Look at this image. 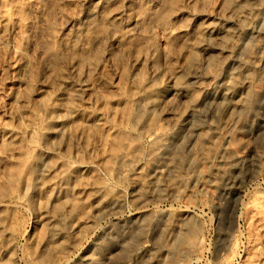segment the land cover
Wrapping results in <instances>:
<instances>
[{
  "label": "rangeland",
  "instance_id": "1",
  "mask_svg": "<svg viewBox=\"0 0 264 264\" xmlns=\"http://www.w3.org/2000/svg\"><path fill=\"white\" fill-rule=\"evenodd\" d=\"M239 4L0 0V264H264V3L233 52L252 57L247 107L198 117L196 146L169 136L154 154L169 125L131 95L187 76L203 26ZM219 56L207 71L223 79L237 63ZM120 149L134 153L126 166Z\"/></svg>",
  "mask_w": 264,
  "mask_h": 264
},
{
  "label": "bare ground",
  "instance_id": "2",
  "mask_svg": "<svg viewBox=\"0 0 264 264\" xmlns=\"http://www.w3.org/2000/svg\"><path fill=\"white\" fill-rule=\"evenodd\" d=\"M240 2L239 5L236 6L235 9H232V12L230 15L223 17L224 19L221 22H209L206 25L203 26V32L209 33L211 36L208 40V42H204L201 45V58L199 62H196L197 64L194 66L193 69L188 73L187 76L184 78L180 77L178 73H171L168 74L166 85L161 87H146V85L142 86L141 90L134 91L133 95L134 97L139 99L138 102V113L143 114V112L150 111V113H153L156 115V118L164 119L166 123L169 125V128H161L159 131L157 129L153 132L154 138H156V145L153 148L154 154H160L161 152H164V148L166 146L165 139L170 136L172 137H178L182 138L181 145H195L196 140L199 137L198 133L199 127L201 131V125L199 124L197 118L203 114L208 116V112L216 111V109H222L225 111L226 109L233 107H239L244 106L245 102H247V99L249 96L247 95L249 92L244 91V84L248 81V76L242 77L241 74L246 69L248 65L253 62L252 57L250 60L245 61H238L233 57V52L237 48V46L245 41L246 39L251 38V33H253L254 29V22L257 21L258 11L261 10L263 3H260L258 0H238ZM149 3V2H148ZM150 5V4H149ZM127 6H129L127 4ZM182 6V5H181ZM150 8V7H149ZM230 9V8H229ZM123 10V9H122ZM110 11V10H109ZM115 11V10H114ZM231 11V10H230ZM122 12V11H121ZM121 12H113L106 15V18L109 22H114L117 19H120V13ZM189 12V11H188ZM108 13V12H107ZM219 13V12H218ZM122 14V13H121ZM124 14V13H123ZM126 15V14H125ZM220 15V13H219ZM176 16H178L176 14ZM122 17V16H121ZM132 18V17H131ZM105 19V18H104ZM135 20L137 18H134ZM131 20V19H130ZM129 20V21H130ZM195 20V19H194ZM132 21V20H131ZM131 23V22H130ZM179 23V22H178ZM191 25V24H190ZM181 26V25H180ZM254 26V27H253ZM179 27V26H178ZM183 27V26H182ZM201 28V27H200ZM193 29V28H192ZM254 29V30H253ZM136 31V29H135ZM134 31V27L127 28L125 31L126 35H131ZM176 31H184L181 29V27L178 28ZM173 33V32H171ZM255 33V32H254ZM190 34V33H189ZM205 34V33H204ZM199 36V35H198ZM113 37L115 35L113 34ZM258 37V35H257ZM117 38V37H116ZM183 38V37H182ZM192 39V38H191ZM100 40V39H99ZM202 40V39H200ZM114 41V40H113ZM188 41V40H187ZM203 41V40H202ZM112 42V41H111ZM116 42V41H115ZM114 42V43H115ZM136 42V41H135ZM192 43V42H191ZM253 43V42H252ZM264 43V42H263ZM133 44V43H132ZM196 44V43H194ZM193 44V45H194ZM258 47L260 46L261 42L256 43ZM108 46V45H107ZM120 46V45H119ZM118 46V47H119ZM197 46V45H196ZM255 46V45H254ZM188 47V46H187ZM198 48V47H196ZM116 49V48H115ZM112 50V49H111ZM120 50V49H118ZM198 50V49H197ZM136 51V50H135ZM113 52V51H112ZM254 52V51H253ZM252 52V53H253ZM235 53V52H234ZM251 53V52H250ZM251 53V54H252ZM104 54V53H103ZM102 54V55H103ZM111 54V52L109 53ZM98 55V54H97ZM137 55V54H136ZM217 55L223 56L226 58V62H234L237 63V65L234 66L230 71L226 73V75L223 77L218 76L216 73L215 75H210L207 69L212 66V62H214V59H217ZM108 56V55H107ZM151 56V55H150ZM149 56V57H150ZM219 59H222L220 58ZM131 57V56H130ZM132 57H134L132 55ZM138 57V56H137ZM153 57V56H152ZM141 58V57H140ZM139 58V59H140ZM264 58V57H263ZM129 59V58H128ZM138 59V58H137ZM144 59V58H143ZM147 59V58H146ZM149 59V58H148ZM130 60V59H129ZM135 60V58L133 59ZM137 61V60H136ZM140 61V60H138ZM217 61V60H216ZM263 61V60H262ZM147 62V61H146ZM221 62V61H220ZM219 62V63H220ZM133 62L132 64H134ZM156 63V62H155ZM78 64V63H77ZM131 64V65H132ZM224 64V63H223ZM228 64V63H227ZM138 65V64H137ZM136 65V66H137ZM146 65V64H145ZM149 65V64H148ZM156 65V64H154ZM226 65V64H225ZM150 66V65H149ZM228 66V65H226ZM259 66V65H258ZM137 68V67H136ZM148 68V67H147ZM179 68V67H178ZM221 68V67H219ZM230 68V67H229ZM263 68V67H262ZM140 69V68H139ZM159 69V68H158ZM224 69V68H223ZM136 70V69H135ZM161 70V69H160ZM159 70V71H160ZM211 70V69H210ZM264 69H262L263 71ZM76 71V70H75ZM139 71V70H138ZM149 71V69L147 70ZM175 71V70H174ZM142 72V71H141ZM156 72V71H155ZM179 72V71H178ZM211 73V72H210ZM135 74V73H134ZM137 74V73H136ZM145 74V73H144ZM154 75V74H153ZM158 75V74H157ZM264 75V73H262ZM142 77V76H141ZM145 77V76H144ZM152 77V76H151ZM79 79V78H76ZM86 79V78H85ZM139 79V78H138ZM145 79V78H144ZM149 79V78H148ZM252 79V78H251ZM84 80V79H83ZM82 80V81H83ZM87 80V79H86ZM142 80V79H141ZM253 80V79H252ZM74 81V80H71ZM70 81V82H71ZM78 81V80H77ZM88 81H90L88 79ZM103 81V80H102ZM118 81V80H117ZM116 81V82H117ZM144 81V80H143ZM85 82V81H84ZM92 82V81H90ZM111 82V81H110ZM251 82V81H250ZM64 83V82H63ZM74 83V82H73ZM72 83V84H73ZM114 83V82H113ZM118 83V82H117ZM141 83V82H140ZM139 83V84H140ZM155 83V82H153ZM68 84V83H67ZM76 84V83H75ZM84 84V83H83ZM90 84V83H89ZM92 84V83H91ZM74 85V84H73ZM78 85V82L76 86ZM156 85V84H155ZM90 86V85H88ZM153 86V85H152ZM73 87V86H72ZM79 87V86H78ZM87 87V86H86ZM92 87V86H90ZM107 87V86H106ZM119 87V86H118ZM133 87V86H132ZM141 87V85H140ZM139 87V88H140ZM144 87V88H143ZM111 88V87H110ZM117 88V87H116ZM75 89V88H74ZM74 89H71L74 91ZM88 89V88H87ZM86 89V90H87ZM96 89V88H95ZM130 89V88H129ZM78 90V89H75ZM119 90V89H118ZM134 90V89H133ZM63 91V90H62ZM70 91V90H69ZM72 91V92H73ZM132 91V89H131ZM80 92V90L78 91ZM82 92V91H81ZM195 92H198L200 95L194 98L193 100L190 99L191 95H193ZM84 93V92H83ZM90 93V92H89ZM93 93V92H92ZM133 93V92H130ZM120 94V93H119ZM65 95V94H64ZM74 95V94H73ZM78 95V94H77ZM92 95V94H91ZM107 95V94H106ZM121 95V94H120ZM124 95V94H123ZM197 95V94H196ZM122 96V95H121ZM118 97V95H117ZM128 97V96H127ZM130 98V97H129ZM74 99V98H73ZM146 99V100H144ZM105 101V99L103 98ZM130 100V99H129ZM137 100V99H136ZM206 100L205 105L207 106L206 109L200 110L199 105L201 106V102ZM123 101V100H122ZM124 102V101H123ZM133 102V101H132ZM103 103V102H102ZM249 103V101H248ZM103 105V104H102ZM246 105V104H245ZM248 105V104H247ZM133 107V106H132ZM245 108L247 106H244ZM107 108V107H106ZM105 108V109H106ZM129 108V107H128ZM127 108V109H128ZM244 108V109H245ZM249 108V107H248ZM113 109V108H112ZM243 109V108H242ZM243 109V112H244ZM77 110V109H76ZM101 110V109H100ZM115 111V110H114ZM227 111V110H226ZM240 112V111H239ZM248 112V111H247ZM246 112V113H247ZM123 113V112H122ZM129 113V112H127ZM136 113V112H135ZM134 113V114H135ZM136 113V115L138 114ZM213 113V112H212ZM221 113V112H220ZM88 114V113H87ZM209 114V115H210ZM236 114V113H235ZM252 114V113H251ZM250 114V115H251ZM90 115V114H89ZM128 116V114H126ZM141 115V114H140ZM139 116V115H138ZM137 116V117H138ZM241 116V115H240ZM77 117V116H76ZM96 117V116H95ZM133 117V116H132ZM238 117V116H237ZM90 118V117H89ZM122 118V116L120 117ZM127 118V117H126ZM136 118V116H135ZM157 118V119H158ZM207 118V117H206ZM236 118V117H235ZM100 120V118L97 117V120ZM128 119V118H127ZM162 119V120H163ZM214 119V118H213ZM260 119V118H259ZM96 120V121H97ZM102 120V119H101ZM105 120V119H103ZM102 120V121H103ZM121 120V119H119ZM124 120V119H122ZM132 120V119H131ZM137 120V119H136ZM159 120V119H158ZM157 120V121H158ZM216 121V120H212ZM99 122V121H98ZM160 122V120H159ZM163 122V121H162ZM238 122V119H237ZM240 122V121H239ZM136 123V121H135ZM134 123V124H135ZM165 123V122H164ZM206 123V122H205ZM210 123V122H208ZM241 123V122H240ZM160 124V123H159ZM158 124V125H159ZM236 124V123H235ZM138 125V124H137ZM151 125V124H150ZM154 125V124H153ZM164 125V124H163ZM166 125V124H165ZM207 125V124H206ZM210 129L216 128L215 124L210 123ZM240 125V124H239ZM245 125V124H244ZM63 126V125H62ZM61 126V127H62ZM114 126V125H113ZM130 126V125H129ZM215 126V127H214ZM118 127V126H115ZM114 127V128H115ZM161 126H157V128H160ZM167 127V125H166ZM207 127V126H206ZM239 127V126H238ZM204 128V127H203ZM235 128V126H234ZM240 128V127H239ZM61 129V128H60ZM140 129V128H139ZM145 129V128H144ZM205 129V128H204ZM232 129V128H231ZM230 129V130H231ZM241 129V128H240ZM143 130V129H142ZM203 130V129H202ZM116 131H119L116 129ZM145 131V130H143ZM148 132V130L146 129ZM145 131V132H146ZM209 131V129H208ZM152 132V131H151ZM150 132V133H151ZM205 132V131H204ZM203 132V133H204ZM116 133V132H115ZM123 133V132H122ZM138 133V132H137ZM202 133V134H203ZM208 133V132H207ZM201 134V135H202ZM206 134V133H205ZM211 134V133H210ZM210 136V135H209ZM139 137V136H138ZM229 137V136H228ZM149 138V137H148ZM153 138V139H154ZM130 139V138H129ZM202 139V138H201ZM177 140V139H175ZM200 140V139H199ZM140 141V140H139ZM205 141V140H204ZM137 142V141H136ZM135 142V143H136ZM154 142V141H153ZM175 142V141H173ZM172 142V143H173ZM143 143V142H142ZM176 143V142H175ZM126 147L132 148L134 147V144L132 140H128L125 142ZM139 144V143H138ZM137 144V145H138ZM154 145V143H152ZM178 144V142H177ZM150 145V144H149ZM193 145V146H194ZM199 145V144H198ZM179 146V145H178ZM196 146V145H195ZM169 147V146H167ZM121 148V146H120ZM164 148V149H163ZM185 148V147H184ZM118 149V148H117ZM127 149V148H126ZM125 150L120 149L121 152L118 153V157L124 161L123 166H126L130 161V155L132 150ZM151 151V150H150ZM170 153V151H168ZM133 153V152H132ZM134 154V153H133ZM163 155V154H162ZM161 155V156H162ZM165 155V154H164ZM169 155V154H168ZM149 156V155H148ZM160 156V155H159ZM226 156V155H225ZM117 157V158H118ZM139 157V156H138ZM155 157V156H154ZM158 157V156H157ZM164 157V156H163ZM167 157V156H165ZM137 159V158H136ZM222 159V158H221ZM138 160V159H137ZM223 160V159H222ZM226 161V160H224ZM129 165V164H128ZM85 167V166H84ZM143 167V166H141ZM121 168V167H120ZM225 168V167H224ZM139 169V168H138ZM49 171V170H48ZM140 171V170H139ZM143 171V170H142ZM72 172V171H71ZM75 173V172H74ZM148 173V172H147ZM146 173V174H147ZM61 174V173H60ZM140 174V173H139ZM223 174V173H222ZM64 175V174H63ZM128 175V174H127ZM124 176V175H122ZM146 176V175H145ZM150 176V175H149ZM156 177V175L154 174ZM63 177V176H62ZM150 178V177H149ZM215 178V177H214ZM127 179V178H126ZM156 179V178H155ZM153 180V179H152ZM135 181V180H134ZM56 181H54L55 183ZM57 183V182H56ZM55 183V184H56ZM133 183V182H132ZM136 183V182H134ZM138 183V182H137ZM143 183V182H142ZM141 184V183H140ZM57 185V184H56ZM172 186V185H171ZM170 186V187H171ZM61 187V186H60ZM95 187V186H93ZM97 188V191L93 196V200H98V190H101L103 187H95ZM76 189V188H75ZM93 189V188H92ZM104 189V188H103ZM58 190V189H57ZM88 191V190H87ZM93 193V192H92ZM102 193V192H101ZM104 195V194H103ZM119 199V198H118ZM100 200V199H99ZM102 200V199H101ZM115 200V199H114ZM100 202V201H99ZM101 203V202H100ZM96 205V204H95ZM51 218V217H50ZM64 219V217L62 218ZM92 259V258H91Z\"/></svg>",
  "mask_w": 264,
  "mask_h": 264
}]
</instances>
